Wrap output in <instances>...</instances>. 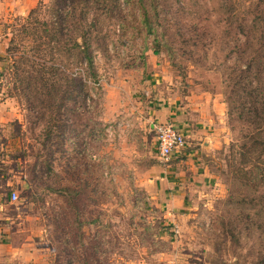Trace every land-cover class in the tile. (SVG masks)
Wrapping results in <instances>:
<instances>
[{
	"label": "rangeland",
	"instance_id": "1",
	"mask_svg": "<svg viewBox=\"0 0 264 264\" xmlns=\"http://www.w3.org/2000/svg\"><path fill=\"white\" fill-rule=\"evenodd\" d=\"M71 2L61 20L55 0H0V225L33 264H260L264 180L235 186L233 145L242 88L258 85L264 60V0ZM75 39L90 45L92 70ZM169 102L191 123L204 103L214 120L208 150L185 134L180 155L200 148L201 168L173 207L150 200L151 166L165 163L151 117ZM233 194L257 207L243 212Z\"/></svg>",
	"mask_w": 264,
	"mask_h": 264
},
{
	"label": "crops",
	"instance_id": "2",
	"mask_svg": "<svg viewBox=\"0 0 264 264\" xmlns=\"http://www.w3.org/2000/svg\"><path fill=\"white\" fill-rule=\"evenodd\" d=\"M204 98V97H203ZM157 96L155 97V100ZM160 100L161 99H157ZM166 104V103H165ZM170 105L159 104V108H154L152 114V128L161 123H170L172 120L177 119L180 122V126H176L188 136H194L197 145L204 147V150H208L211 147L214 135L211 134V127L214 124L213 118L209 117L206 104L194 105L195 112L201 114L200 119L189 120L188 115H185L179 109L169 102ZM221 103H213L214 112L221 116L223 114ZM4 107V105H2ZM1 116V114H0ZM170 120V121H169ZM169 121V122H168ZM172 124V123H171ZM203 151L200 148L191 149L182 157L180 152L174 153L171 161L164 160L165 163L156 164L151 166V172H155V180L150 182L151 185V201L160 203H172L171 206H180L186 201L187 193L184 188L189 187L191 184L188 182V176L195 175L200 170L199 155ZM181 156V157H180ZM192 164L189 170L185 169V164ZM196 179V178H195ZM10 202V201H9ZM11 203V202H10ZM4 206L0 202V210H4ZM170 206V204H169ZM3 211H0V217L3 216ZM9 220V218H6ZM17 231L13 227H6L0 225V264H33L32 256H29V252H25L24 243L14 242ZM30 257V258H29Z\"/></svg>",
	"mask_w": 264,
	"mask_h": 264
},
{
	"label": "trees",
	"instance_id": "3",
	"mask_svg": "<svg viewBox=\"0 0 264 264\" xmlns=\"http://www.w3.org/2000/svg\"><path fill=\"white\" fill-rule=\"evenodd\" d=\"M55 1L57 5L56 14L60 16L61 20H63L62 13H65V15H69V17L74 16L76 7L72 4L71 0ZM262 1L263 0H261V2ZM62 2H64V6L61 8L60 4H62ZM35 11L36 10L31 11L28 20L33 16ZM262 14H264V10L262 11ZM261 17L264 18L263 15H261ZM43 24H46L45 26L48 32L54 31L52 37L54 38V40H57L56 35H58V33L52 27V23L43 22L42 25ZM261 38L262 40L260 39V42L264 40V30L262 32ZM70 49H77L79 51V54L83 55V59L85 60L89 68L91 70L93 69L94 63L92 51H90V45L87 44L86 41H83L81 43L77 39H75ZM257 52L259 53L258 55H262L264 53V43L261 44L260 49ZM262 58L264 59V55L262 56ZM260 65L262 67H257V76L255 77L259 82L258 85L252 86V83L250 82L246 84L244 88H242L244 91L241 92L246 94V96L249 98L245 103L246 105L243 106V111L240 113V117L244 118L243 122L245 125V129L243 128L244 134H242L240 138V140L242 141L240 146L233 145V147H237L236 154L238 155V159L240 161L239 164L244 166L243 169L240 167L234 169V184L237 187L245 186L244 188H246L247 191H249V186L254 189L257 188V183H259L257 180H264V60H260ZM248 68L252 69V65L250 64ZM52 72L56 73L54 69H52ZM246 78L248 77H244V79ZM51 136L52 133L49 131L46 138L47 140H49L48 143L52 140ZM252 159L255 160L253 161ZM246 166H249V168H246ZM228 203L240 207L243 212H245V210L247 209L248 204H253V206L257 207V204L254 203V199L250 194L248 196L237 195L236 197H234V194L230 195ZM256 216L259 218L264 217V209L262 207H258V213H256ZM231 233L233 236H235L236 242H238L239 233L238 236L235 235L233 230H231ZM260 264H264V257L260 260Z\"/></svg>",
	"mask_w": 264,
	"mask_h": 264
},
{
	"label": "built area",
	"instance_id": "4",
	"mask_svg": "<svg viewBox=\"0 0 264 264\" xmlns=\"http://www.w3.org/2000/svg\"><path fill=\"white\" fill-rule=\"evenodd\" d=\"M160 156L167 160L174 153L181 151L186 146V137L182 130L171 123H161L155 127ZM13 200L17 194L11 193Z\"/></svg>",
	"mask_w": 264,
	"mask_h": 264
}]
</instances>
